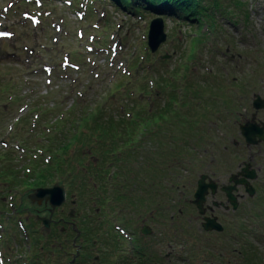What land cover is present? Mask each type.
Segmentation results:
<instances>
[{
  "label": "rangeland",
  "instance_id": "374dc122",
  "mask_svg": "<svg viewBox=\"0 0 264 264\" xmlns=\"http://www.w3.org/2000/svg\"><path fill=\"white\" fill-rule=\"evenodd\" d=\"M69 1L0 0V78L12 81L6 72H19V75L12 76L14 92L0 97V154L11 152L17 159L13 165L19 169L27 167L28 170L31 166L26 165L30 158V164L39 161H35L34 154H39L35 151L40 142L31 132L35 129V121L32 120H36L35 114L39 115L32 113L34 104L40 103L37 108L56 112L46 116L47 121L42 122L39 131L35 129L51 137L57 132L55 125L57 129H62L59 123L64 120L66 124L70 109H75L76 116H79L83 107L85 110L93 109L95 107L92 106L107 102V97L103 95L117 78L122 79L119 77L120 72L129 75L131 69H128V60L131 56L145 55L150 23L158 17L130 16L100 0L95 1V4L92 0L66 3ZM240 2L246 5L249 12L248 24L243 19L233 20L234 23H226L221 28L222 35L213 29L203 35V32H192L187 27L177 28L170 21H165L167 42L156 54L150 53L154 62L169 55V65H176L181 73L184 72L185 64H188L190 74L219 82L217 86L227 90V98L237 105L232 111H226V107H217L214 111L203 110L200 106L199 112L196 110L188 115L189 121L196 126L189 128L174 123L169 134L175 138L174 145L189 146L192 151L179 152L181 158L172 162L171 171L167 175L163 170H155L158 163L156 168L150 165L149 171L154 178L148 176L146 169L141 170V163H149L146 160L148 156L152 155L153 158L158 152L157 146L164 144L165 127L162 123L157 132L158 138L154 139L150 135L145 140L139 139L141 146L148 148L134 160L135 163L130 162L129 168H126L128 174L125 173L123 181L129 188L122 204L128 219L137 212L136 217H133L132 231L137 234L145 226L150 227L153 231L151 250L161 256L170 255L172 264H246L237 254L238 242L234 239L233 231L236 230L237 219L245 216L244 206L247 209L255 206H248L249 197L244 188L240 187L238 212L216 211L219 221L225 226V233H205L197 209L191 204L201 176L210 177L220 186H228L229 178L237 174L244 163L252 161L258 171V179L253 183L257 190L260 189L257 201L264 205V185L261 184L264 182V145L247 148L239 130L240 125L250 121L256 113L252 106L253 96L260 95L264 99V72L261 68H264V0ZM67 64L79 65L78 68H70ZM209 72L213 75H204ZM179 90L182 91V88L179 87ZM14 95L18 96L16 102ZM215 99L224 103L220 97ZM148 102L146 98L144 103ZM143 110L147 111L148 108ZM23 116L30 119L26 126L12 127L15 122L13 119ZM258 119L264 122V112L258 114ZM44 134L38 135L40 140H44L41 136H47ZM26 140L28 151L18 152L19 146L24 145ZM72 157L74 153L69 159ZM88 161L87 158L85 165ZM158 162L162 167L163 156ZM64 180L70 182L72 178ZM116 183L119 185L120 180ZM63 185L69 195V187ZM5 189L6 186L0 183V207L6 215L12 217L20 205V195L13 196L16 191L6 194ZM108 189L112 193V189L116 188L111 186ZM129 193H132L131 196ZM140 199L150 203L146 210V203L142 205ZM213 201L226 203L227 199L219 193L215 200L209 198L207 205L212 206ZM83 203L80 206L82 211L79 209L80 202L77 210L85 216H92L93 212L88 206L86 209ZM127 203L133 204L134 211ZM69 205L64 208L66 212L75 210V207ZM152 214L154 220H157L150 219ZM162 216L164 223L158 221ZM28 217L25 215L23 218ZM170 217H173V222H165ZM17 221L18 218L16 223L10 220H6L4 225L0 223V235L11 233L19 238L25 237ZM247 225H250L249 220ZM145 239L149 238L143 236L142 240ZM258 240L261 241L257 243L258 249L264 258V236ZM23 245L27 247L28 243L24 241ZM125 246L126 254L130 256L131 240ZM116 260L121 261L118 257Z\"/></svg>",
  "mask_w": 264,
  "mask_h": 264
},
{
  "label": "trees",
  "instance_id": "16d2710c",
  "mask_svg": "<svg viewBox=\"0 0 264 264\" xmlns=\"http://www.w3.org/2000/svg\"><path fill=\"white\" fill-rule=\"evenodd\" d=\"M102 1L134 16L144 17L153 14L162 16L177 28L188 27L193 32H203V35L208 34L212 29L222 34L221 28L226 26V23L232 24L235 20L243 19L248 24L249 20L246 5L240 0ZM203 28H206L207 32L203 31ZM144 51L145 55L141 57L136 54L130 55L131 59L128 60L130 74L128 76L120 74L119 77L122 79L117 78L110 90L104 93L103 97H107V102L92 106L95 107L93 109L85 110L83 107L79 111V116H76L75 109H70L66 124L64 125V120L59 123L62 124V129H57L55 125L54 129L57 132L54 136L48 137V141L42 147L45 153L52 155L50 165L37 163L33 166V174L24 176L21 170L13 165L16 159H13L10 153L0 154V183L6 186V194L15 190L21 191L24 204L20 211L25 208L26 198L33 190L58 182L67 185L71 194L78 196L80 204L83 201L84 207L87 209L88 206L93 212L92 216H86L83 224L79 225L83 248L75 262L71 263L70 260L74 248L72 242H69V231L60 235L40 231L34 220L30 219L29 224L26 225L30 239L28 252L23 249L19 251L16 247L14 251L20 257L16 259L9 254L2 264H67L68 262V264H115L108 252H105L98 261L95 260V249L100 240L97 236L96 210L101 208L103 213L109 201H112L116 208L122 204L128 188L127 183L123 181L125 173L128 174L126 168H129L130 162L135 163L134 160L139 155H143L142 153L148 148L141 146L139 139H146V131L156 136L158 127L161 123L164 124V144L157 146L158 152L153 158L152 155L148 156L146 160L149 163H141V170L146 169L150 175V167L156 168L158 158L163 156L162 170L167 175L171 171L172 162L181 158L179 152L192 151L189 146L174 145L175 138L169 136L174 123L189 128L196 126L189 121L188 115H192L196 110L199 112L200 106L203 110L212 111L217 107H226L232 111L236 107V102L227 98V92L217 86L218 82L190 74L188 64H185L184 72L181 73L176 66H170V62L160 60L154 62L149 52ZM189 58L195 59L194 56ZM6 74L14 81L12 76L19 75V72L14 74L7 71ZM12 81L9 78H0V97L14 92ZM178 82L182 84V91L179 90ZM14 97L18 99L17 95ZM215 97H220L224 103L221 104ZM146 98L149 99L148 103H144ZM150 98H152L151 102ZM39 104H34L32 113L39 114L35 115L40 126L43 121H47L46 116L56 112L52 109L37 108ZM145 108L152 110L144 111ZM72 153L74 157L69 159ZM87 158L89 161L85 165ZM75 162L76 164L72 166ZM157 169L158 167L155 170ZM68 177L72 178L70 182L64 180ZM119 180L118 185L116 182ZM111 186L116 189H112V193H109L108 188ZM140 201L145 205L146 201L142 199ZM253 206L255 208L246 211V218L241 220L236 231H233L234 239L238 242L237 254L242 257L244 263L264 264L263 253L254 241L264 236V208L260 209L264 205L255 201ZM1 218L0 214V223H3L5 218L3 217V220ZM248 220L250 225H247ZM165 222H173V220L166 218ZM10 236L7 235L5 241L8 253L15 242ZM107 244L105 243V247H108ZM121 264L130 263L123 260ZM138 264H157V260L149 259L148 262L140 261ZM163 264H171L167 256Z\"/></svg>",
  "mask_w": 264,
  "mask_h": 264
},
{
  "label": "water",
  "instance_id": "95a60500",
  "mask_svg": "<svg viewBox=\"0 0 264 264\" xmlns=\"http://www.w3.org/2000/svg\"><path fill=\"white\" fill-rule=\"evenodd\" d=\"M148 46L151 52L156 53L162 44L167 41V36L165 34V26L164 22L161 19L154 20L150 26V32L148 37ZM164 59H169V57H165ZM254 109L257 111L264 110V101L260 96H256L255 101L253 102ZM242 136L245 138L247 144L249 146H256L260 142H264V124L259 125L256 123H247L244 126H241ZM251 169L250 165H247L245 169H243L242 175L244 179L237 180L238 176H233L230 180L231 183H234V187L224 188L223 191L227 194L229 202L233 205L234 210L238 208L237 198L234 197L233 192L237 190V186H244L247 189V192L251 197L255 195V189L250 185V180L254 181L257 179L256 171H249ZM208 176H202L200 181L198 182V189L195 194V201L193 204L198 208L200 215H205L204 204L206 203V197L208 195L209 189H211L212 194L215 195L217 192V185L213 182L207 184ZM33 202H38L41 204L43 201L50 202L52 211L61 207L66 201V192L63 187L58 185L54 186L51 189H39L35 192L33 196L30 197ZM215 206H218L215 204ZM222 206H224L222 204ZM229 208H226L228 210ZM44 223L47 228L50 227V221L44 220ZM203 228L206 232H218L222 233L224 228L218 223L217 218H205ZM143 234L150 235L151 230L147 227L144 228Z\"/></svg>",
  "mask_w": 264,
  "mask_h": 264
},
{
  "label": "flooded vegetation",
  "instance_id": "af4514ba",
  "mask_svg": "<svg viewBox=\"0 0 264 264\" xmlns=\"http://www.w3.org/2000/svg\"><path fill=\"white\" fill-rule=\"evenodd\" d=\"M221 187V186H220ZM224 188V187H223ZM223 188H220V190H219V192H218V194L220 193V194H222V195H224L225 196V198H226V195L224 194V192H223ZM240 189V188H239ZM218 194H216L215 195V198H213V197H209V198H212L213 200H215L216 199V197H217V195ZM209 200V199H208ZM215 202H212V205L214 204ZM212 206H208V205H206V208H207V216H214V217H217L218 219H219V217L216 215V211H220L221 209H214V208H211ZM201 220H202V218H201Z\"/></svg>",
  "mask_w": 264,
  "mask_h": 264
}]
</instances>
